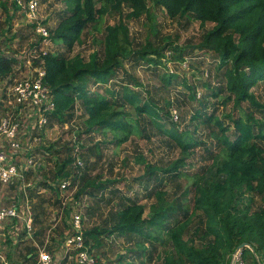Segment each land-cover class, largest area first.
<instances>
[{"label": "trees", "instance_id": "trees-1", "mask_svg": "<svg viewBox=\"0 0 264 264\" xmlns=\"http://www.w3.org/2000/svg\"><path fill=\"white\" fill-rule=\"evenodd\" d=\"M151 1L162 7L170 18L190 15L201 26L213 23L194 47L214 57L215 69L222 83L217 90L206 83L202 85L215 98L226 91L221 104L232 101L234 107H239L246 102L250 110L237 117L226 114L231 125L224 124L214 110L207 112L206 100L201 101V108L192 113L191 120L198 124L213 123L218 128V133L211 132L218 141V154L205 170L207 177L192 182L194 196L190 212L176 202L167 203L160 191L155 192L157 204L152 205L147 213L144 204L126 198L125 204L113 213L109 226H93L84 230V243L91 251L92 247L102 245L103 237L135 235L141 239L135 244L140 251H145L144 241L154 244L153 250L156 245L168 242L167 249L157 260L152 258L151 264H228L231 251L246 242L253 251L243 248L245 263L264 264V203L253 208L252 197L244 196L250 193L264 198V147L258 144L264 141V103L259 102L252 91L259 82H264V0ZM64 3L63 15L49 32L51 39L59 40L67 51L81 42L84 29L108 12L122 14V8L126 7L125 18L128 20L143 14L150 16L146 0H64ZM124 43H128V29L121 19L105 27L101 54L93 50L87 59L79 54L68 56L52 52L43 56L44 80L55 101V110L50 118L68 121L79 101L86 131L109 130L113 132V141L121 144L137 130L129 112L123 110L128 106L136 114L154 119L157 128L180 149V157L166 168L145 164L147 175L152 177L160 170L170 172L174 177L184 175L180 170L184 160L203 142L188 129L166 128L160 124L157 120L160 114L172 123L178 120L173 121L169 110L161 111L153 100L142 98L139 91L133 90L142 86L136 79L128 75L130 82L127 85L132 88L124 85L120 93L110 90L108 83L122 69L123 59L129 56L136 55L147 65L156 66L164 65L166 51L176 52L177 57L182 58L185 50L168 42L160 48L146 43L135 51L125 47ZM16 61V58L0 53V78L12 73ZM177 78L176 74H164L162 77L165 83L172 84L174 80L176 85L185 87L191 97L201 98L194 86L185 79L176 81ZM95 85L104 86L107 93L93 90ZM230 128L232 132L228 134ZM64 167L62 164L57 172L59 177L68 175V172H63ZM109 182L97 180L91 185L98 191H104ZM42 185L51 187L46 182ZM195 214H199L201 219V225L195 229L196 237L184 238V231ZM163 233L167 235L165 240ZM34 256L33 250L26 248L24 260ZM126 264L133 263L128 261Z\"/></svg>", "mask_w": 264, "mask_h": 264}, {"label": "rangeland", "instance_id": "rangeland-1", "mask_svg": "<svg viewBox=\"0 0 264 264\" xmlns=\"http://www.w3.org/2000/svg\"><path fill=\"white\" fill-rule=\"evenodd\" d=\"M18 1L25 0H0V53L3 49L9 48L10 44L9 50L13 56L19 54L22 56L21 51L38 40L34 28L36 21L24 14ZM38 1L37 21L53 30L64 13V0ZM146 3L150 12L149 17L143 14L139 18L128 20L125 18L128 12L126 7L122 8V14L108 12L84 29L81 42L75 44L71 51H67L64 44L56 39L52 40L49 51L68 56L79 54L84 59H87L93 50L101 54L105 27L121 19L128 29V43H124V46L130 50H139L146 43L160 48L168 42L184 49V58H179L178 53L171 52L170 57L165 58L164 65H147L144 60L137 59L136 55L129 56L123 59L122 69L110 79L108 87L120 93L122 87L130 82L128 75L131 76L142 84L141 87L133 89L139 91L142 98L153 100L161 111L176 110L177 122L172 123L169 118L160 114L157 119L160 124L166 128L188 129L203 143L190 151L184 160V166L180 167L184 175L174 177L170 172L160 170L149 177L145 164L166 168L180 157L179 147L157 128L154 119L144 114L138 115L132 108L126 106L123 110L129 112L137 130L125 142L116 144L113 141V132L109 130L86 131L83 123L85 116L79 101L76 102L73 116L68 121L59 122L51 117L47 125L46 145L41 146L48 155L42 158L36 155L37 150L31 151L30 154L34 156L36 164L28 170L26 181L31 182V185L26 187V193L0 187V207L16 201L21 209V218L5 222L0 235L3 253L9 264H34L39 249L49 251L60 264H77L73 257L64 258L62 248L70 228L71 210L81 212L85 229L109 226L113 213L125 204L126 198L144 204L147 213L152 205L157 204L155 192L160 191L167 203L176 202L190 212L194 196L192 182L197 178L201 180L207 177L205 170L218 154V141L211 134L218 133V128L213 123L198 124L196 120H191L192 113L201 108V101L206 100L207 112L214 110L224 124L231 125L230 119L225 117L226 114L237 117L250 110L246 102L239 107H234L232 101L221 104L220 100L226 95V91L223 90L215 98L210 95L206 86L202 85L206 83L212 87L211 89L217 90L221 88L222 83L221 76L215 69L214 57L194 47L213 23L207 22L201 26L190 15L170 18L162 7L153 4L151 0H146ZM99 4L98 2L97 7ZM164 74H176L178 76L176 81L185 79L188 84L195 87V90L197 89V96L201 98L191 97L188 90L182 85H176L174 80L172 84L165 83L162 79ZM11 75L0 79V92H3L14 79L22 76H19L18 72ZM93 90L107 93L101 85H95ZM252 91L258 101L264 103V82H259ZM255 116H258L257 112ZM231 132L232 128L227 133ZM258 144L264 147V141ZM74 148L78 150L83 165L77 169L70 188L60 192L56 188V182L63 176L59 177L57 172L62 164H65L63 172L72 167ZM97 180L110 182L104 191H98L91 185ZM45 182L51 187L43 186ZM244 196L252 197L253 208H258L264 203L261 196L250 193H245ZM29 213L32 215L30 236L22 219ZM200 225L199 214L192 215L184 231V238L195 239V229ZM166 236L162 234L163 240ZM137 241L141 242V239L135 235H111L103 237L102 245L98 248L92 247L91 252L99 264H126L128 261L133 264L142 262L151 264L152 258L157 260L167 249L168 244V242L158 244L153 250L154 244L144 241L145 251H140L135 246ZM26 248H31L35 254L27 261L24 260ZM63 260L65 261L62 262Z\"/></svg>", "mask_w": 264, "mask_h": 264}, {"label": "built area", "instance_id": "built-area-1", "mask_svg": "<svg viewBox=\"0 0 264 264\" xmlns=\"http://www.w3.org/2000/svg\"><path fill=\"white\" fill-rule=\"evenodd\" d=\"M18 5L28 18L36 21L34 28L38 40L23 50L22 56L19 54L15 57L21 66L27 69V73L15 79L3 92H0V187L13 188L18 193L25 194L26 187L31 185V182L26 181L28 170L36 164L34 156L30 153L44 142L50 116L55 110V101L50 87L44 80L43 56L50 52L52 39L49 29L37 21L39 1H18ZM170 55V51L165 52L164 62ZM170 118L177 121L178 114L175 109H170ZM71 160L72 167L68 171L65 169L68 175L56 182V188L60 192L70 188L77 169L83 165L76 148L73 149ZM62 204L64 205L65 202ZM20 218L21 209L16 201L0 207V235L5 222ZM22 219L30 236L32 215L29 213ZM82 220L80 211H70V228L62 244L63 256L67 259L73 257L77 264H96V257L84 243L85 228ZM1 240L0 264H9L3 253ZM234 249L229 255L228 264H246L242 256L243 249L237 250L232 258ZM36 254L34 264H60V261L49 251L39 249Z\"/></svg>", "mask_w": 264, "mask_h": 264}, {"label": "crops", "instance_id": "crops-1", "mask_svg": "<svg viewBox=\"0 0 264 264\" xmlns=\"http://www.w3.org/2000/svg\"><path fill=\"white\" fill-rule=\"evenodd\" d=\"M8 47L10 48L11 46H10V44H8ZM9 48H5V49H3L2 50V52L1 53H3V54H7L8 56H11V57H17V56H13V54H11V51L9 50ZM23 51V50H22ZM21 51V52H22ZM17 60V59H16ZM35 61V60H34ZM16 72H18V75L20 76V75H25L26 73H27V69L25 68V67H22L21 66V64L19 63V61H16V63L13 65V70H12V75H14ZM10 74V75H11ZM11 75V76H12ZM21 76V77H22ZM5 78V77H4ZM0 79H2V78H0ZM18 79V78H17ZM15 80V79H14ZM46 134H47V132H46ZM46 136L47 135H45V137H44V142L43 143H40L38 146H36L34 149H33V151H35V150H37L38 151V153L36 154L37 156H41L42 158L44 157V155L43 154H45V155H47L48 154V152H46L44 149H42L41 148V146H45L46 145V143H45V139H46ZM40 152H43V154L42 153H40ZM35 245H37L36 243H35ZM30 254H28V256H29ZM65 259H66V257H64Z\"/></svg>", "mask_w": 264, "mask_h": 264}, {"label": "water", "instance_id": "water-1", "mask_svg": "<svg viewBox=\"0 0 264 264\" xmlns=\"http://www.w3.org/2000/svg\"><path fill=\"white\" fill-rule=\"evenodd\" d=\"M244 247H248L251 249L250 245L246 242H243L241 244H239L238 246L235 247L233 253H232V258L234 257V255L236 254V251L239 250V249H243ZM252 250V249H251ZM253 251V250H252Z\"/></svg>", "mask_w": 264, "mask_h": 264}]
</instances>
